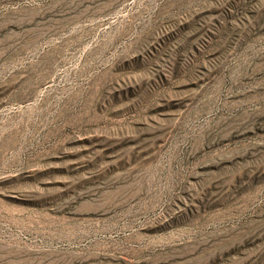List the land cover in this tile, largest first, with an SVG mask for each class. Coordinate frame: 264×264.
Here are the masks:
<instances>
[{
  "label": "rangeland",
  "instance_id": "obj_1",
  "mask_svg": "<svg viewBox=\"0 0 264 264\" xmlns=\"http://www.w3.org/2000/svg\"><path fill=\"white\" fill-rule=\"evenodd\" d=\"M0 264H264V0H0Z\"/></svg>",
  "mask_w": 264,
  "mask_h": 264
}]
</instances>
